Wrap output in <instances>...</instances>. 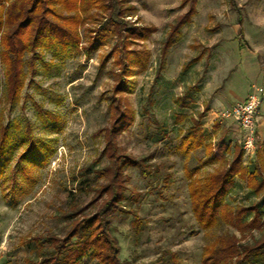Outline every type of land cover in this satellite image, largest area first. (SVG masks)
<instances>
[{"label":"rangeland","instance_id":"rangeland-1","mask_svg":"<svg viewBox=\"0 0 264 264\" xmlns=\"http://www.w3.org/2000/svg\"><path fill=\"white\" fill-rule=\"evenodd\" d=\"M233 1L234 6L231 0H122V8L130 7L128 24L137 25L139 32L148 30L147 37H138L127 48L147 50L149 59L143 69L130 66L131 90L117 96L113 87L118 66L115 56H107L114 40L88 54L82 49L85 42L57 56L43 51L45 65L38 62L35 73L27 74L20 100L13 105L1 101L0 84V114L10 127L0 176V264H26L33 256V237L61 234V209L81 172L97 164L105 145L103 130L111 123L110 102L118 96L121 108L134 114L132 123L120 131L118 144L135 156L155 152L152 161L163 162L172 176L168 186L153 187L137 169L126 170L125 186L142 197L137 212L145 227L137 245L127 227L121 228V257L135 249L139 262H149L167 248L175 252V264H201L202 248L212 234L234 232L225 225L203 230L193 218L185 169L201 166L206 157L202 148L189 155L180 149L188 118L199 115L201 128L213 141L224 135V144L243 148L246 131L217 112L231 105L235 95L260 94L264 89V0ZM97 10H89L92 16L80 26L81 32L97 26L104 16ZM187 88L193 89L186 94ZM181 97L188 106L180 108ZM149 101L153 106L142 115ZM263 105L253 147L243 148L244 163L254 160L264 142ZM156 121L167 132L160 141L154 137ZM26 124L33 141L30 149L23 134ZM210 168L202 165L200 173ZM236 180L239 185L229 195L233 202L246 205L255 200L244 181ZM89 198H82L81 206ZM84 264L93 261L86 259Z\"/></svg>","mask_w":264,"mask_h":264},{"label":"trees","instance_id":"trees-1","mask_svg":"<svg viewBox=\"0 0 264 264\" xmlns=\"http://www.w3.org/2000/svg\"><path fill=\"white\" fill-rule=\"evenodd\" d=\"M231 2L234 6V1ZM121 4L122 0H0L1 101L13 105L20 100L27 74L35 73L36 63L45 65L43 51L57 56L78 50L82 42H85L82 49L88 54L114 40L107 54L115 56L113 61L118 66L115 74L118 83L113 93L117 96L130 91L131 83L127 80L130 66L145 68L149 52L129 50L127 45L138 37H147L148 30L139 32L137 25H129L125 17L130 15L127 13L130 7L122 8ZM92 7L104 16L95 28L86 27L81 32L80 26L92 16L88 14ZM185 21L181 20L178 25ZM188 89L193 88H187L184 93ZM179 105L180 108L188 106L182 97ZM152 106L151 101L147 102L141 114H147ZM110 111L111 123L103 130L105 145L97 164L81 172L61 209L60 218L64 221L61 234L33 237L29 241L33 256L25 260L26 264H84L86 259L93 264L177 262L175 252L167 248L149 262H139L135 249L130 256L121 257L117 233L127 227L131 242L137 245L145 227L137 212L142 197L125 186L126 170L137 169L153 187L168 186L172 176L163 169V162L152 161L155 152L135 156L118 144L120 131L134 119L133 112L127 107L121 108L120 96L110 102ZM201 116L188 118V131L180 140L184 155L202 148L206 157L202 165H211L203 174L200 173L202 165L185 169L190 211L203 230L211 231L220 225L234 230L210 236L201 251V264H264V142L254 160L244 163L242 145L224 144V135L213 141L201 128ZM176 117L182 119L180 114ZM156 125L154 137L160 141L167 137V132L161 123L156 121ZM9 130L0 114V176ZM23 134L30 140V149L33 141L29 124L25 125ZM237 178L244 181L248 193L255 198L246 205L234 203L229 196L239 185ZM85 197H90L89 201L81 206V199Z\"/></svg>","mask_w":264,"mask_h":264},{"label":"built area","instance_id":"built-area-1","mask_svg":"<svg viewBox=\"0 0 264 264\" xmlns=\"http://www.w3.org/2000/svg\"><path fill=\"white\" fill-rule=\"evenodd\" d=\"M263 94L248 93L242 100L221 108L217 112L220 118L231 119L246 131L243 148L249 150L253 147L255 137V124Z\"/></svg>","mask_w":264,"mask_h":264},{"label":"crops","instance_id":"crops-1","mask_svg":"<svg viewBox=\"0 0 264 264\" xmlns=\"http://www.w3.org/2000/svg\"><path fill=\"white\" fill-rule=\"evenodd\" d=\"M264 93V89L261 91V93L260 94H263ZM248 94V93H247ZM246 94V95H247ZM246 95H243V96H238V95H235V99L234 100H232V101H230V103L231 104H233V103H235V102H237V101H239V100H242ZM262 104H261V106L263 105V103H264V95H263V98H262V102H261ZM263 109H264V105H263Z\"/></svg>","mask_w":264,"mask_h":264}]
</instances>
